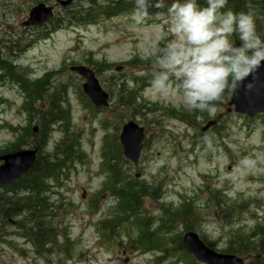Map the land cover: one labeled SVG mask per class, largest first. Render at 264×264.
<instances>
[{"label": "rangeland", "instance_id": "374dc122", "mask_svg": "<svg viewBox=\"0 0 264 264\" xmlns=\"http://www.w3.org/2000/svg\"><path fill=\"white\" fill-rule=\"evenodd\" d=\"M44 1L0 0V60L4 58V51L9 49V41H15L16 36L27 37L42 31L24 30L20 25L26 19L29 9ZM91 1L95 4H91ZM111 1L74 0L68 10L80 6H83L85 11L89 6L97 10L99 6L112 3ZM56 13V18L64 17V12L59 8ZM131 17L123 12L109 20L97 17L96 23L70 25L73 28L62 29L49 40L37 43L25 54L14 59L15 69L21 73L25 71L32 80L41 78L47 72L57 71L63 60L67 61L65 69L54 75L55 78H51L53 87L49 93L53 94L58 90L62 92L61 99L66 101L64 104L66 107L62 112L70 119L68 143L76 144L78 148L75 151L86 155V159L82 160V165L76 164L69 181L60 175L63 176L61 181L59 177L61 188L52 187L47 192L49 205L60 204V199L54 194L59 191L70 200L52 211V214L47 212L49 217L61 214L60 217L54 218L52 223L55 232L60 235L57 238L60 247L63 248L62 242L67 236L71 238L68 239V245L72 244L73 247L71 260L65 251L52 254L53 262L61 260L57 262L58 264L151 262V255L138 253L141 249H137L136 254H131L127 249L128 240L138 239L143 231V227L136 223L132 226L127 223H133L132 219L123 215L120 220L116 217L117 221L112 220V223L117 225L111 231V236H101L103 231L98 230L97 225L109 219L108 214L115 201L105 194L94 203L90 194L98 190L102 184V178H96L95 173L102 154L106 153V150H103L105 139L109 141V138L118 137L121 125L128 120H135L147 130L148 139L142 148L139 163L136 167L131 165L129 167L117 148L114 149L113 156L116 164L125 165V174L131 178L132 185L142 186L144 190L145 196L140 201V218L146 219L138 221L141 225L147 224V230L152 233L154 242L160 243V239H165L171 229L184 232L183 227L189 223L193 225L201 239L212 243L216 241V248L224 249L229 233L233 230H229V227L218 219L220 214L216 207L217 200L225 203V206L232 205L237 210L241 208L240 225L249 228L248 232L259 219L264 222V116H256L248 121L233 113L227 115L226 108L230 95L226 94L216 104V111L213 114L198 111V115L190 116L188 113L192 124L187 126L174 119L173 114L189 112L190 109L179 99L154 100L148 93L149 88L143 91V102H138L136 107L117 106L116 101L121 97V90L120 84H115L114 88V83L127 82L128 88L140 84L142 78L146 76L145 72H141L142 65H152L150 62L146 63L144 58L155 44L162 42L160 25L151 23L149 17L143 25L136 26ZM65 21L67 22L66 19ZM90 55L100 63L106 61L105 65L111 67L109 69L111 71L104 72L98 79L102 88L112 96L111 106L103 111H94L87 104L77 87L82 84V80L68 71L69 67L75 64L86 67ZM134 57H140L144 63L140 61L130 64L128 61ZM115 66H121L123 71L115 74L113 72ZM0 99L4 101V103L0 101V126L4 122H9L14 127L27 128L28 120L19 112L22 110L23 100L19 88L4 83L0 86ZM142 107H145L146 111L142 110ZM170 108L173 114L168 111ZM214 119H219L216 126L206 133L202 132L201 127H204L208 120ZM36 123L31 121V127ZM60 138L58 131L53 133L52 140L48 142L42 155L51 153L53 143L58 142ZM12 140V135L6 129L0 128V151ZM27 140H30L29 136ZM220 144H224L230 150L232 162L218 147ZM244 161L249 163L245 165ZM201 175L207 177L205 182H202L204 179ZM202 184H207L209 189H204ZM199 189L203 192L199 193ZM217 190L224 191L225 195L217 194ZM83 193L88 198L87 202L82 199ZM161 194H163L161 202H157L155 199ZM248 200H257L260 204ZM246 202L247 206L243 208ZM181 204H187L188 209L176 211ZM66 208H70V212L64 215L62 212ZM63 225L65 227L61 230ZM155 230H159L157 236ZM175 231L171 234L174 235ZM178 235L182 236V233ZM178 235L175 234V237ZM78 239L79 243H74ZM13 242L23 246L20 238H14ZM119 243L121 247L118 246ZM9 262L24 264L12 255V251H5L3 258L0 257V264Z\"/></svg>", "mask_w": 264, "mask_h": 264}, {"label": "clouds", "instance_id": "9594fccd", "mask_svg": "<svg viewBox=\"0 0 264 264\" xmlns=\"http://www.w3.org/2000/svg\"><path fill=\"white\" fill-rule=\"evenodd\" d=\"M228 0H173L157 12L170 35L148 54L154 64L149 95L154 100L179 99L189 109L213 114L227 93L264 69V39L252 13L225 9ZM166 0H134L132 21L143 25L150 8ZM245 87L251 90L253 84ZM249 161H244L247 165Z\"/></svg>", "mask_w": 264, "mask_h": 264}, {"label": "trees", "instance_id": "16d2710c", "mask_svg": "<svg viewBox=\"0 0 264 264\" xmlns=\"http://www.w3.org/2000/svg\"><path fill=\"white\" fill-rule=\"evenodd\" d=\"M111 2L112 3L107 5L99 6L97 9L98 11L89 6L86 11L83 10V8H80L75 9L66 15L67 18L90 23L97 17L111 18L123 12L134 11V0H112ZM172 2L173 0H168L164 9L166 10L167 6H169ZM200 2L201 5L204 6L203 0H200ZM90 3L95 4L94 1H91ZM227 10H231L233 13H252L257 26V32L261 38L264 39V0H228L225 9H222V11ZM58 25H60V22H51L50 32L55 31ZM43 34L47 35V32H43ZM22 42V47H26V42ZM16 47L18 49L20 48L19 42H17ZM91 61L92 60L89 59L88 64L93 65V69L97 75H102L103 72L108 70V66L105 64L99 65L98 63H93ZM5 67L7 77L10 80H16L20 84L21 88L27 95V99L31 101L30 106L33 107L37 101L39 102V104L36 105L33 110L37 111L36 115L40 117V121L37 125H39L41 128V131L37 136L31 135L30 131H27L26 134L28 135L30 133V135L35 138V146L42 150V146L45 144L44 138L46 139V132L49 128V125L55 122L56 119L64 117L63 114H61L62 110L59 106V103L62 104V102L58 99L60 98V92L59 97H57V93L49 95L48 88L50 83L48 81V76H45L44 79L31 82L26 78L25 75L13 71L10 65H6ZM125 94L131 96L132 98H129L126 95L121 97L120 100L124 102L122 106L125 107L128 105H134L136 99L138 98V96L136 97V93L133 91H128L125 92ZM44 100L48 102H44ZM41 106L43 107L42 109L40 108ZM23 142L25 141L23 140ZM20 145L21 143L18 142L17 145L13 147L19 148ZM63 152L59 150L57 153L61 154ZM63 156L65 155H62V157ZM40 159L41 160L37 162V165L31 171L29 176L23 178L15 185L4 188L7 190V193H11L13 196L0 197V202H4V205L0 206V213L3 210L2 214L5 220L22 216L23 214L25 218H28L31 222H34V226L37 228V230L34 231L30 229L27 234L31 238H38V241L36 240V242L39 245H43L42 239L49 237L50 235L49 227L46 226V223H44L42 219L45 218L44 212L49 205L46 193L50 189L49 180L52 179L54 175V172L51 171L54 168L55 170H61L63 165L60 163L57 157L49 156L46 159ZM122 182L123 186L118 194L124 201V213L136 217L135 219L137 220L140 218V201L141 198L145 196L143 194L144 190L142 186H132L129 182V179L126 177L122 178ZM17 191H23V194L28 193V196H18L19 192L17 194H13ZM23 212H25L26 215ZM118 219H121L120 213ZM190 227L191 226L188 224V226H185V229H192ZM35 232L37 234H35ZM246 234H243L240 231L231 232L228 237V247L224 250V252L236 254L241 257H250L253 259V261H251L249 264H264V225H256L248 236ZM173 241L174 248L169 249L170 251H166V258H174L176 256H178V258H188V255L183 250L180 236H174V238L172 237L170 243H173Z\"/></svg>", "mask_w": 264, "mask_h": 264}, {"label": "water", "instance_id": "95a60500", "mask_svg": "<svg viewBox=\"0 0 264 264\" xmlns=\"http://www.w3.org/2000/svg\"><path fill=\"white\" fill-rule=\"evenodd\" d=\"M62 6L70 4V0L65 2L57 0ZM51 17V8H45L39 5L30 12V21L24 26L39 24ZM119 71V68L116 69ZM74 72L84 78L85 84L82 86L83 92L89 97L92 104L97 107H106L108 96L100 89L94 75L88 69L83 67H73ZM251 82L253 87L248 90L245 85ZM231 104L235 106V111L246 114L250 117L264 113V69H261L255 75V78H249L235 89ZM143 130L139 129L134 123L129 122L123 127L120 142L123 146L124 156L137 163L141 149V140ZM5 164L0 168V185L9 184L17 181L26 174L34 165L35 152H20L3 159ZM183 243L186 250L192 254L199 262L206 264H241V261L232 256L216 255L208 251L194 234L184 236Z\"/></svg>", "mask_w": 264, "mask_h": 264}]
</instances>
